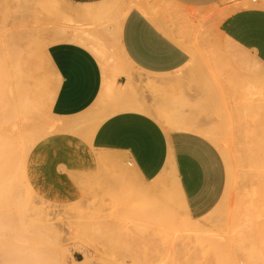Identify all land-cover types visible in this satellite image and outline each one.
Listing matches in <instances>:
<instances>
[{
  "label": "rangeland",
  "instance_id": "rangeland-1",
  "mask_svg": "<svg viewBox=\"0 0 264 264\" xmlns=\"http://www.w3.org/2000/svg\"><path fill=\"white\" fill-rule=\"evenodd\" d=\"M230 1L235 10L251 2ZM256 4L264 9V0ZM69 11L67 0L43 4L42 0H0V45L10 49L16 39L22 50L39 57L47 78L54 80L39 44L57 36L55 29L65 17L68 25L94 26L74 21ZM98 38L109 48L107 37ZM218 43H188L191 63L171 75H148L124 62L114 65L119 92L108 102L112 111H126L134 101L140 102L168 133L195 135L214 148L223 189L213 209L193 215L180 197L174 173L163 178L167 190L145 195L131 191V179L121 166L103 173L88 199L58 206L29 193L20 172L19 191L27 204L24 216L29 227L24 232L18 228L19 210L13 205L0 208L16 226L0 234V264H18L7 258L9 240L21 247L18 256L33 250L51 264L98 263L105 256L119 264H264V166L256 139L257 127L264 126V68L228 53ZM171 99L178 102L176 112L182 119L178 121L187 130L167 123L173 111L165 102ZM124 106L129 108L122 110ZM51 125L49 111L43 110L25 126L33 141H39L50 134ZM23 128L21 124L17 133ZM256 154L261 158L254 162ZM137 197L139 202L131 204ZM39 210L52 212L47 219L58 229L57 236L40 229L46 222L36 217Z\"/></svg>",
  "mask_w": 264,
  "mask_h": 264
},
{
  "label": "crops",
  "instance_id": "crops-1",
  "mask_svg": "<svg viewBox=\"0 0 264 264\" xmlns=\"http://www.w3.org/2000/svg\"><path fill=\"white\" fill-rule=\"evenodd\" d=\"M67 1L74 21L94 26L68 25L65 17L56 32L85 30L95 40L106 37L114 18L132 6L122 24L121 47L127 61L148 75H171L186 68L193 40L219 41L228 53L231 43L264 66L261 7L235 10L230 0ZM46 53L56 71L49 119L57 128L34 146L25 166V182L40 200L58 206L81 203L95 192L103 173L122 166L131 191L146 195L167 190L163 178L174 173L180 197L193 215L213 209L223 183L219 157L209 143L183 132L168 133L140 112L112 111L109 69L89 41L55 36L47 42ZM140 198L131 199V204Z\"/></svg>",
  "mask_w": 264,
  "mask_h": 264
},
{
  "label": "bare ground",
  "instance_id": "bare-ground-1",
  "mask_svg": "<svg viewBox=\"0 0 264 264\" xmlns=\"http://www.w3.org/2000/svg\"><path fill=\"white\" fill-rule=\"evenodd\" d=\"M45 2L48 3V0H42V4ZM253 2H257V0H251V2L247 1L243 5L245 8L260 6V4H253ZM132 8L133 7L131 6V9L128 8L126 11L117 15L112 22V27L106 30L105 33L107 35L106 37L108 39L109 48H106L101 44V42L93 39L91 34L85 30L69 31L62 28L58 30L57 34V36L70 35L89 41L98 51L100 56L103 59L108 60L107 66L109 69V86L107 95L110 98L118 91V87L116 86L118 77L114 73L113 66L124 62L125 65L132 67V64L127 61L122 50L120 38L123 21ZM52 38L42 41L39 46L44 51L47 68L50 70L52 78L53 76L55 77L54 80L47 78L39 57L32 51L27 52L22 50L17 44L16 39L11 41L10 49L8 46L6 47L0 45V208L13 205L19 210L17 222H20L18 223L20 225L18 228L23 232L29 227L28 224H26V216H24L27 204L19 191L21 180L17 177V173L20 174L21 172L22 178L25 180V166L28 156L34 146L41 140L33 141L34 137L29 136L25 125L37 114L43 112V110H50L57 92L56 71L48 54L46 53L47 42ZM230 46V52H233L236 55L239 54L240 57L242 56L243 60L251 61L252 63L264 68L263 64H261V62H259L251 54L235 47L233 44L231 45V43ZM177 105L178 102L174 99L165 102L167 109L173 111L171 118H169L167 123L170 127L176 130H187L188 127L182 125L178 121L182 119L181 115L176 112V108L178 107ZM125 107L127 106H124L122 110H125ZM130 109L131 111L151 116L149 109L143 106L140 102L134 101L131 103L129 110ZM21 124L24 126L23 131L21 130V132L17 133ZM261 126L262 128L259 126L257 127L258 134L256 139L258 144L257 150L262 152V165L264 166V126ZM56 128L57 126L52 124L48 129L49 133L54 132ZM261 129L262 131H260ZM209 136L215 138L213 135ZM261 157L256 154L252 160L257 162V159L259 160ZM26 186L28 192L34 194L29 186ZM51 215H53L52 212L45 210H39L36 213V217H38L40 221L46 222V225L44 224L40 229L48 232L51 237H54L58 235L59 231L54 225L49 224V220L47 218ZM15 227L16 226H14V219L12 216L4 215L2 213L0 214L1 235L10 233L15 230ZM5 246H7V258L12 262H17L18 264H51L50 262H47V258L44 254H38L33 250L27 251L23 254V256H18V253L21 251V247H18L17 242L9 240L8 245ZM95 262V260H85L77 262L76 264H89ZM98 263L119 264L118 261L110 256L100 258Z\"/></svg>",
  "mask_w": 264,
  "mask_h": 264
}]
</instances>
